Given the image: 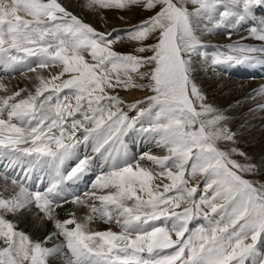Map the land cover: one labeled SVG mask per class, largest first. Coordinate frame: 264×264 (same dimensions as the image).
Segmentation results:
<instances>
[{"label": "snow or ice", "instance_id": "6c2138e0", "mask_svg": "<svg viewBox=\"0 0 264 264\" xmlns=\"http://www.w3.org/2000/svg\"><path fill=\"white\" fill-rule=\"evenodd\" d=\"M81 7L104 23L65 0H0V72L29 82L0 76V264H264V153L246 151L244 125L197 78L205 34L231 39L245 24L260 46L229 44L211 64L264 66V0ZM106 12L142 18L110 27ZM137 138L156 150L134 153ZM36 172L46 187L30 183ZM29 214L51 224L43 239L20 228Z\"/></svg>", "mask_w": 264, "mask_h": 264}, {"label": "bare ground", "instance_id": "6f19581e", "mask_svg": "<svg viewBox=\"0 0 264 264\" xmlns=\"http://www.w3.org/2000/svg\"><path fill=\"white\" fill-rule=\"evenodd\" d=\"M65 2L70 5L71 3L73 5L77 4L78 13L80 15L85 16L87 21H90L92 24L95 25V23H98L100 25L101 20L97 15L81 7V5L84 3V0H65ZM263 9L264 8H261L259 10ZM128 24H130L129 21L128 23L123 22L118 25H125L127 27ZM109 26L111 27V25ZM217 41L218 46L221 48L225 47V42H227L225 37H221V39ZM246 41L250 42L254 46H260V42L258 40L250 38L248 35L246 36ZM199 64L200 67L197 74L198 82L202 85L204 92L208 96L209 102L226 110L229 115L233 117L234 127L240 128L242 124L244 125V128L242 129V146L246 149V151L255 156H259L260 154L264 153V111H261L257 108V104L264 103V100H261L259 96H256L254 99H246V97H249L253 94V90H259L260 86L264 85V66L248 63L224 64L216 65L209 69L206 64H202L200 61ZM0 74L3 73L0 72ZM17 76H15L17 77L15 79H6V82L11 80L13 85L20 84V86L29 83L28 81H25L20 75ZM242 76H244L245 79L240 80L239 82L236 77L241 78ZM123 95L131 98L132 95L139 97L142 95V93H123ZM236 103L244 105L240 113L234 116L231 114V111L234 110L235 106H237ZM249 109H252V111H249ZM139 151L143 150L141 149ZM83 154L84 152L81 153V156H83ZM71 164L72 162H69V166H71ZM39 178L41 179V176ZM30 183L35 187L40 182L37 180H31ZM83 185L84 182H81L78 187H73L71 191L77 193L78 190L83 187ZM70 207L75 206L65 205V208ZM85 211L86 210L84 209H79L77 214L83 215ZM60 215L61 217L64 216L63 210L60 211ZM51 227V224H40L38 221L34 220L30 214L25 216L20 223V228L30 233L36 239H43L48 234V232L51 231ZM95 227L103 230L109 227V225L97 223ZM56 242L58 243L59 241ZM51 243L52 242L49 243V246H51ZM52 263L63 264V258H54Z\"/></svg>", "mask_w": 264, "mask_h": 264}, {"label": "rangeland", "instance_id": "374dc122", "mask_svg": "<svg viewBox=\"0 0 264 264\" xmlns=\"http://www.w3.org/2000/svg\"><path fill=\"white\" fill-rule=\"evenodd\" d=\"M71 6L78 13V6H77V4L73 5L71 3ZM105 15H106L107 24H109L111 26L113 25V26H118V27H126L125 25H118L120 23H123V21L117 19L115 13H113V12H106ZM123 15H125L127 18H129L128 21L130 23H136L139 19L142 18V14L139 13V12H126V13H123ZM261 16H264V9L263 10H257L256 11V17L259 18ZM98 18H99V16H98ZM110 18H112V19H110ZM88 22H90V21H88ZM103 23H104V21H101L100 25L98 23H95V26L100 27L101 24H103ZM249 27H250L249 24H245L238 31H233L232 36H231V39L228 38L227 33L225 31H223V30H219V31L213 32L212 34H205V36H204V42L207 45H209V46L206 49H203V51H205L207 53L208 59L205 61L204 58H201L200 59V62H202V64H206L208 66V68L211 69V68H213V65L210 63L211 62V57L214 56V55H216L218 52H222L225 55L234 54L228 48H225L226 45L235 44L237 42L252 45L250 42H247L246 41V36L248 35V32L247 31H248ZM101 30H102V28H101ZM244 35H246V36H244ZM216 37H218V38H216ZM221 37L222 38L225 37L226 38V41H227V42H225L226 43L225 47H222V48L219 47L218 44H217L218 43L217 40H220ZM213 45H215V46H213ZM130 48H131V45H129V44H124V45H121L120 46V50H122V51H128V50H130ZM17 75H19V74L17 73L15 76H17ZM0 76H4V74H0ZM17 77H19V76H17ZM17 77H15V78H17ZM10 78L13 79L10 76H4L5 81H6V79H10ZM233 78H234V76H233ZM236 79L240 82V80L245 79V77L244 76H242L241 78L240 77H236ZM122 95H123V93H122ZM236 104H237V106H235L234 110L231 111V114L234 115V116L235 115H238L240 113V111L242 110L243 105H244V104L241 105L239 103H236ZM128 144H129V148L134 153H136V154H139V153H141L143 151H155L156 150L155 149V145L153 143L147 142V141L143 140L142 138H137L136 143H135L134 146L132 144L131 139L128 140ZM140 149H142L143 151H139ZM38 174H40V173H38V172L34 173V175H38ZM80 194L82 195V193H80Z\"/></svg>", "mask_w": 264, "mask_h": 264}]
</instances>
